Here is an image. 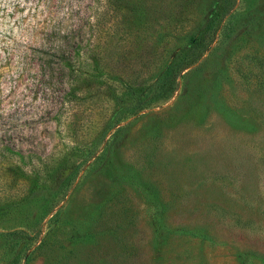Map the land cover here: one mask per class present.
Here are the masks:
<instances>
[{
  "label": "rangeland",
  "instance_id": "obj_1",
  "mask_svg": "<svg viewBox=\"0 0 264 264\" xmlns=\"http://www.w3.org/2000/svg\"><path fill=\"white\" fill-rule=\"evenodd\" d=\"M94 1L0 0V127L24 151L0 170V264H264V0ZM80 40L169 96L109 130L123 83L64 104L32 48Z\"/></svg>",
  "mask_w": 264,
  "mask_h": 264
},
{
  "label": "trees",
  "instance_id": "obj_2",
  "mask_svg": "<svg viewBox=\"0 0 264 264\" xmlns=\"http://www.w3.org/2000/svg\"><path fill=\"white\" fill-rule=\"evenodd\" d=\"M30 4V10L37 9L39 5L38 0H31ZM16 5H20V3L17 2ZM104 6H106V4ZM97 10L98 8H95L94 12L96 13ZM91 17L93 18V21L90 22V26H97V23L95 22L96 20H94L96 15H91ZM66 26H87V17L85 20H77L74 24H69ZM82 42L83 40L67 46L65 44H59L58 46H50L48 48H32V53L39 57V66L43 72L46 70H53V65L56 64L58 69L62 72V75L65 77L63 82V84L66 86L64 104L67 103L72 105L75 103L80 106L87 102V94L91 93L88 91L89 86L87 83L89 82L87 81L97 79L100 81V84L105 86V89L109 95H114L116 90H118L116 83H123L120 87V91L125 98V104H123L121 108H118L111 114L110 117H108L105 128H108L109 130L122 121V115L126 111H131L133 113L138 112L147 107L148 103H151V101L165 99L169 96L171 87L173 86L171 84V80L169 81V79L167 80L166 77H163L161 81L157 83L158 88H154V90L151 92V87L145 86L143 84L138 85L136 80L123 82L122 76L104 72L102 67L103 59L101 53H98V46L95 48L87 47V43L81 44ZM0 48L2 49L1 46ZM205 49L206 45L200 48L199 46L196 47L192 54L194 56L190 61L184 63L182 66L178 65L174 68L170 67L166 70V72L175 76L183 68L189 66L193 60L197 59ZM106 82H110V84L105 85ZM8 131L9 129L0 127V170H3L4 163H6V165L7 163H15L18 165V161H23L24 158L23 146L19 145L17 140L11 142V137H9L7 140L6 137L9 136L7 134ZM77 145L78 146H71L67 149V151L78 152L85 159H87V157L90 158L93 155V152H95V148L92 146L83 148V146H80V144ZM33 165L34 166H32V170L37 176H40L39 174L44 173L46 170L43 169L46 164L45 166H41V164Z\"/></svg>",
  "mask_w": 264,
  "mask_h": 264
}]
</instances>
